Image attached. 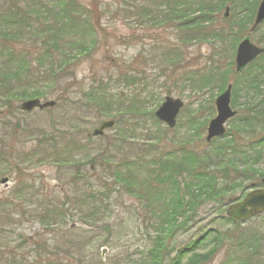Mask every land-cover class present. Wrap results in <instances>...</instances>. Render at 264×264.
I'll return each instance as SVG.
<instances>
[{
  "label": "trees",
  "instance_id": "1",
  "mask_svg": "<svg viewBox=\"0 0 264 264\" xmlns=\"http://www.w3.org/2000/svg\"><path fill=\"white\" fill-rule=\"evenodd\" d=\"M260 1L148 0L144 7H138L136 2L133 7L140 12L141 19L150 21L154 27L167 25L188 40L222 44L217 51L218 61L194 69L185 77L190 87L199 92L210 90L218 95L232 84L231 105L238 111V116L230 123V129L223 138L210 144L205 142L212 147L211 151H199L195 144L198 141L203 143V133L215 112L213 103L209 104L210 108L190 114L184 127L179 118L180 125L170 130L155 118V111L163 100L152 107L147 104L149 98L139 93L115 95L110 84L104 81L80 86L86 106L99 119L115 121L112 129L116 130L114 139L107 138L106 146L91 156L89 143L93 138L90 133L59 132L56 137L40 138L31 154H38L39 161L56 164L59 170L74 172L69 184L75 187L76 192L58 198L57 203L49 201L50 194L46 198L41 193L42 204L47 207L34 210L30 219L52 232L56 231L55 228L66 230L69 228L66 224L69 211L65 207L72 205L80 212L83 224L104 221L103 206L106 200L111 199L112 192L108 181L100 179L97 187H77L78 182L86 181L81 175L84 166H100L106 177L112 179V186H119L120 191L128 196L145 199L155 216L158 235L147 251V264H210L224 243L219 242L218 235H213L211 229L175 255H172L168 245L174 233L183 228V220L189 215H192L191 219L204 204L225 206L234 193L251 189L250 182L261 187L263 174L257 165L264 161V55L242 74L234 72L236 48L250 33ZM227 8L232 14L220 17ZM90 11L78 0H23L22 4L20 0H7V5L0 10V99L5 100L8 108H12L10 100L13 96L10 93L16 89L14 82L33 86L25 92L24 99L47 98L43 91L35 87L40 83L49 85V89L61 86L64 91L76 87L74 63L90 57L98 47ZM217 18L221 23H217ZM261 28L264 29V24ZM24 42L40 46L37 55L45 60L47 69L41 72L39 68H34L35 73H31V66H27L28 61L25 60L31 58V53L17 49L24 46ZM260 43L264 44V38ZM176 49L168 47L172 57L181 55V51ZM23 75L27 77L20 79ZM167 95H171L170 91ZM179 129L183 131L178 134ZM139 130L144 131L148 139L141 144L136 143V158L124 156L117 159L114 151ZM171 134L173 137H170ZM152 139L155 142H151ZM0 158L8 161V153L0 151ZM33 197L37 198L38 194ZM6 206L18 209L13 203ZM240 226L237 224L236 227ZM212 244V251H203L206 245ZM244 244L252 258H258L264 251V234L255 232L248 235ZM32 248L34 250L30 252ZM59 251L66 254L61 256ZM59 251L50 250L43 240L23 239L0 258V264H74V261L82 264L84 261L75 260L68 250Z\"/></svg>",
  "mask_w": 264,
  "mask_h": 264
},
{
  "label": "rangeland",
  "instance_id": "2",
  "mask_svg": "<svg viewBox=\"0 0 264 264\" xmlns=\"http://www.w3.org/2000/svg\"><path fill=\"white\" fill-rule=\"evenodd\" d=\"M22 2L23 0H20V4ZM78 2L91 10L89 15L96 29L95 39L98 47L93 55L74 63L76 87L64 91L61 86L49 89V85L38 84L35 87L47 96L40 100L56 101L57 105L32 113L22 112L20 108L24 102L32 100L23 97L33 86L14 82L16 89L10 93L13 96L10 100L12 108H8L5 100L0 99V151H3V154L7 152L9 156L8 161L0 158V258L5 257L23 239L29 238L33 241L43 240L52 251L68 250L75 260L84 259L82 264H147V251L158 235L155 230V216L147 207L145 199L128 196L120 191L119 186H112V179L106 177L100 166L93 169L89 165L84 166L81 175L86 181L78 182L77 187H97L100 179L108 181L112 192L111 199L106 200L103 206L104 221L83 224L80 212L72 205L65 207L69 211L66 217L69 228L66 230L58 231V228H55L56 231L52 232L31 220L34 210L47 207L42 204L41 193H44L46 198L50 194L49 201L57 203L58 198L76 192L75 187L69 184L74 172L68 169L59 170L56 164L39 161V155H32L31 151L43 136L56 137L59 132L73 131L80 134L91 133L103 121L109 120L99 119L89 106H86L87 102L79 89L80 86H88L93 81L108 82L115 95L142 94L143 97L149 98L147 104L152 107L164 100L170 91L171 97L179 98L185 104L180 115L183 121L180 123L184 127L188 116L193 115V112L210 108L211 103L215 108V100L218 97L216 91L199 92L198 89L190 87L186 73L209 62L218 61L217 51L222 44L188 40L185 35L167 25L152 26L150 21L142 20L140 12L133 7L136 2L138 7H144L148 0ZM6 5L7 0H0V10ZM230 13L232 14L231 10L229 15ZM224 14L226 10H223L220 17ZM216 21L221 23L219 18ZM263 38L262 28L251 35L252 42L260 47H264V44L260 43ZM168 47H176V51L180 50L181 55L172 57ZM17 49L31 53V58L25 59L28 61L27 66H31V73H35L34 68H39L41 72L48 68L45 60L37 55L40 46L24 42V46H18ZM40 53L42 54V50ZM26 77L27 75H23L20 79ZM124 78L130 81L127 82ZM59 97L63 99L58 100ZM215 116L216 110L208 122ZM231 122L227 124V129H230ZM182 131L179 129L177 133ZM115 132L116 130L107 131L106 137L101 140L93 138L89 143L90 155H96L103 149L108 143L107 138L111 140ZM206 135L207 129L202 136L203 143L198 141L195 144L197 150H212V147L205 143ZM170 137H173V134ZM146 139L148 138L145 132L139 130L126 144L122 147L120 145L119 149L114 151L116 158H136V143L141 144ZM151 142H155V139ZM109 146L111 147L110 144ZM257 168L264 176V161L257 165ZM3 178L9 179L7 185L1 184ZM249 191L250 189H247L234 193L230 202L233 203L236 198L241 200ZM35 194H38L37 198L33 197ZM8 200V203H13L18 209L6 206ZM227 207L207 203L201 206L191 219L189 217L192 215H189L183 220V228L177 230L169 240L168 247L172 255L211 229L213 235H218L219 242L224 243L223 248H218L210 264H264V251H261L258 258H252L251 252L244 244L248 235L251 236L255 232L264 234V213L237 228V225L227 218ZM238 238L240 240H237ZM207 242L211 243L210 240ZM206 246L204 252L213 250V244ZM33 250L32 248L30 252ZM63 253L66 254L64 251H59L58 254L62 256ZM79 263L80 261H74V264Z\"/></svg>",
  "mask_w": 264,
  "mask_h": 264
},
{
  "label": "water",
  "instance_id": "3",
  "mask_svg": "<svg viewBox=\"0 0 264 264\" xmlns=\"http://www.w3.org/2000/svg\"><path fill=\"white\" fill-rule=\"evenodd\" d=\"M226 17L229 16V9H226ZM264 23V0L261 1L251 32ZM264 55V48L255 45L250 37H245L238 45L235 56V73L241 74L250 64L256 61L260 56ZM232 86L230 85L225 92L217 97L215 101L216 117L209 123L207 129L206 142L210 143L216 138L223 137L226 132V124L237 116V112L231 107ZM57 105L55 101L43 102L39 99L26 101L21 106V111L31 113L35 110H45L54 108ZM184 107L181 99L166 97L164 102L155 112L156 119L170 129L177 126L178 117ZM115 121L107 120L101 125L93 129L91 137H103L106 131L113 129ZM7 184L8 179L1 181ZM264 185V178L262 179ZM264 212V189L255 190L249 193L241 202L232 204L227 209V216L234 222H245Z\"/></svg>",
  "mask_w": 264,
  "mask_h": 264
},
{
  "label": "flooded vegetation",
  "instance_id": "4",
  "mask_svg": "<svg viewBox=\"0 0 264 264\" xmlns=\"http://www.w3.org/2000/svg\"><path fill=\"white\" fill-rule=\"evenodd\" d=\"M254 189H256V187H254Z\"/></svg>",
  "mask_w": 264,
  "mask_h": 264
}]
</instances>
